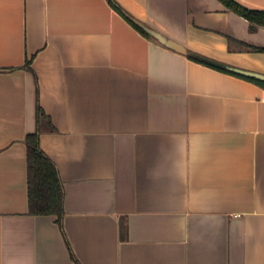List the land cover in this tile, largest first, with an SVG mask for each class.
Listing matches in <instances>:
<instances>
[{"label":"crops","instance_id":"obj_1","mask_svg":"<svg viewBox=\"0 0 264 264\" xmlns=\"http://www.w3.org/2000/svg\"><path fill=\"white\" fill-rule=\"evenodd\" d=\"M115 1L264 73V25L222 0ZM38 104L61 223L29 211ZM0 264H264V84L111 0H0Z\"/></svg>","mask_w":264,"mask_h":264},{"label":"trees","instance_id":"obj_2","mask_svg":"<svg viewBox=\"0 0 264 264\" xmlns=\"http://www.w3.org/2000/svg\"><path fill=\"white\" fill-rule=\"evenodd\" d=\"M229 8L238 12L250 21V28L254 29L257 24L264 25V9L250 8L238 2L237 0H222ZM115 7L128 18L136 27L148 34L146 30L137 22V20L128 13L118 2L111 0ZM230 42H238L244 48L249 50H262L263 47L251 45L243 41H238L230 36ZM190 57L205 62L214 67L226 70L233 74L245 77L252 81L264 84V79L248 76L227 67L211 64L198 57ZM28 59L25 66H29ZM47 117L41 105L37 106L38 128L34 132L26 135L27 161H28V184H29V211L33 214H56L61 223L64 214L65 191L63 181L56 163L46 154L40 145L41 122Z\"/></svg>","mask_w":264,"mask_h":264},{"label":"water","instance_id":"obj_3","mask_svg":"<svg viewBox=\"0 0 264 264\" xmlns=\"http://www.w3.org/2000/svg\"><path fill=\"white\" fill-rule=\"evenodd\" d=\"M136 20L146 30V32L152 34L159 41H161L162 43L166 44L167 46H169V47H171V48H173V49H175L177 51H180V52L186 53V54H190L192 56L198 57V58H200L202 60H205V61H207V62H209L211 64H214V65H217V66L227 67V68H229V69H231L233 71H236V72L248 75V76L264 79V73L263 72L256 71V70H251V69H247V68H243V67H239V66L230 65V64L224 63L222 61L216 60L214 58H210L208 56L202 55L200 53H196V52L190 51L181 42L176 41V40H174L172 38H169V37L165 36L162 33L154 31V30L150 29L147 25H145L142 21H140L138 19H136Z\"/></svg>","mask_w":264,"mask_h":264}]
</instances>
